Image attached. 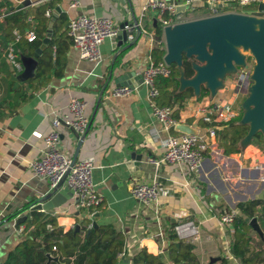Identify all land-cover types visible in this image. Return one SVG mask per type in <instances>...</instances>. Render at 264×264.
I'll return each instance as SVG.
<instances>
[{"label":"crops","instance_id":"obj_1","mask_svg":"<svg viewBox=\"0 0 264 264\" xmlns=\"http://www.w3.org/2000/svg\"><path fill=\"white\" fill-rule=\"evenodd\" d=\"M73 1L0 0V213L6 220L0 227V264H5L9 254L25 239V235L15 229L16 219L28 215L30 220V208L49 189L46 180L34 175L31 164L42 157L43 138L53 130V120L71 117L68 105L72 98L87 103L86 115L90 119V129L76 162L93 166V181L103 203L98 210H79L72 199L63 206L67 207L66 211L56 208L42 213L56 217L64 232L75 230L83 220L97 226H114L125 241V254L118 264H131L141 249L168 258L174 226L182 221H192L198 228L199 235L191 243L200 264H211L213 258H221L214 264H223L224 260L241 264L231 252L233 225H222L221 216L238 211L239 217L241 212L237 207L240 203L262 201L256 219L264 234V150L252 141L241 153L226 155L217 139L212 142L198 172H190L182 164H162L157 170L151 160L162 159L163 143L171 133L153 118L146 87L140 85L126 98H108L111 90L118 86L115 81L123 71L136 72L135 78L143 76L153 50L163 43L164 36L157 39L154 28L155 13L150 35L138 37L135 29L131 34L133 41L121 44L118 36L107 40L102 45L103 61L99 65L81 59L71 45L64 63L53 68L49 79L41 80L38 89H27L17 76L15 80L11 78L10 74L15 73L6 59L8 43L4 26L12 15L56 2L53 12L47 15L51 21L56 17L53 25L62 15H66L69 22L80 14H87L111 18L120 28L124 23H133L134 15L140 17L149 0H80V6L72 8ZM165 1L182 3V0ZM58 7L61 12H55ZM67 26L63 27L64 31ZM239 74L237 81H228L227 77V90L215 98L203 91L208 94L203 96L202 93L200 98L193 96L184 108L174 106L176 118L181 124L190 125L204 134L206 128L198 114L202 106L223 101L242 112L252 81L250 74L251 85L239 92ZM60 133L61 150L74 159L80 140L65 126L60 128ZM176 134L180 133L172 132V135ZM134 152L144 158L142 166L131 172L126 163ZM156 173L164 192L155 204L139 203L131 195L132 188L151 183ZM63 187L66 188V184ZM26 208H29L28 212L9 220L10 215ZM21 228L25 229V226L21 225ZM254 232L258 241L260 235Z\"/></svg>","mask_w":264,"mask_h":264},{"label":"built area","instance_id":"obj_2","mask_svg":"<svg viewBox=\"0 0 264 264\" xmlns=\"http://www.w3.org/2000/svg\"><path fill=\"white\" fill-rule=\"evenodd\" d=\"M262 0H182L181 5L165 0H149L142 8L140 27L142 34L150 35L153 14L155 21L164 29L179 23L196 19L219 16L226 13H244L255 15ZM80 6V0H74L72 8ZM183 6L184 12H179L178 7ZM49 15V13L47 14ZM128 30L131 29L126 27ZM120 28L114 20L108 17H95L80 14L68 22L67 35L72 41V46L79 52L81 59L99 65L103 61L102 45L119 35ZM15 41L7 46V63L13 69L16 76L24 71L21 56L16 49V43L22 39L19 31H14ZM29 41L37 39L34 31L26 32ZM130 35L128 40L133 41ZM165 44V40L163 41ZM150 64L143 72V83L148 92V99L152 109L153 118L162 124L167 133H171L163 143L164 155L160 160H151L158 168L162 164L185 165L190 172H198L202 167L206 155L211 149L212 142L217 141V131L223 124H228L240 115V109L233 104L223 101H212L199 110L201 122L205 125L206 132L196 135L176 134L172 135L175 128L181 122L175 117L174 109L170 106H160L158 100L161 96L156 81L159 77H170L173 73L172 66L168 65L164 58L156 63L152 56ZM251 74L249 67L242 69L239 74L238 91L248 88L251 82L248 76ZM139 86H117L108 94V98L121 99L134 94ZM71 117L61 121L59 118L53 120V130L45 136V148L42 157L31 164L34 175L46 180L49 189L54 192L57 186L63 182L71 190L74 205L79 210H98L103 203L102 196L98 193L93 181V166L85 162H74L71 156L64 153L61 146L60 128L65 126L75 132L79 140L84 139L90 129V119L86 115L87 103L78 98H72L68 105ZM42 138L41 135H37ZM164 188L158 181L156 173L149 184H137L131 190L132 197L144 205H152L158 202ZM238 211H230L221 216L222 225L231 226L238 218ZM51 227L50 225L48 226ZM92 225L89 227L91 228ZM24 228L19 229L22 234ZM174 231L180 240L193 242L199 235L197 226L192 221L179 222ZM56 250V248H54Z\"/></svg>","mask_w":264,"mask_h":264},{"label":"trees","instance_id":"obj_3","mask_svg":"<svg viewBox=\"0 0 264 264\" xmlns=\"http://www.w3.org/2000/svg\"><path fill=\"white\" fill-rule=\"evenodd\" d=\"M55 7L56 2L46 3L39 7L27 8L9 17L4 26L8 45L15 41L14 31L17 30L22 35V39L16 46L19 55L33 57L50 28L51 20L47 14L52 13ZM254 8L258 9V6ZM65 25H68V19L66 15H62L53 25V37L47 49L38 58L35 77L21 82L23 87L38 89L41 85L40 81H47L52 69L64 63L66 52L72 45L67 31L63 30ZM28 31L36 33L35 41L31 42L26 38ZM155 31L157 39L161 40L163 37L161 27L158 26ZM165 54V44L161 43L153 50L152 58L158 63L163 60ZM251 61L254 62L252 57L249 58V62ZM184 68L187 77L194 75L191 63L186 58ZM172 69L173 73L170 77H159L156 81L161 92L158 104L172 108L178 105L182 109L194 95L191 89L179 92L180 72L175 65ZM207 94L203 92V96ZM241 119L242 114L228 124L221 125L222 129L217 131L219 146L226 155L242 152L241 141L248 134L249 127L241 125ZM253 142L264 150L262 133L257 134ZM261 204L262 201H249L240 203L237 207L241 216L233 224L234 237L231 252L241 264H264V239L258 236V241H256L254 229L250 224V221L257 217V208ZM28 210L29 208L23 209L8 218L13 220ZM30 216L31 219L22 224L25 226L22 232L25 239L9 254L5 264H47V254L60 256L64 264H118L125 254L124 238L112 225L95 226L89 220H83L80 224V232L75 234V230L64 232L63 228L58 225L56 217L48 213L34 211L30 213ZM5 221L0 213V227ZM91 225L92 227L89 228ZM194 249L195 246L191 242L180 240L173 229L172 243L168 248L169 259L161 255H153L147 249H141L133 257L131 264H200ZM223 264H230V261L224 260Z\"/></svg>","mask_w":264,"mask_h":264},{"label":"water","instance_id":"obj_4","mask_svg":"<svg viewBox=\"0 0 264 264\" xmlns=\"http://www.w3.org/2000/svg\"><path fill=\"white\" fill-rule=\"evenodd\" d=\"M263 10L264 4H261L259 11ZM178 11L184 12L185 8L179 6ZM55 12H61V8H56ZM55 19L54 16L47 36L36 50L34 57L21 56L24 71L17 76L19 82H26L35 77L38 58L47 49L52 39V25ZM139 24V17L134 15L133 23H124L120 26L118 37L122 41L121 44L128 41L135 29L138 32V37L142 35ZM126 27L131 29L128 30ZM157 27L155 21L154 28ZM163 36L166 49L164 61L170 66L175 65L180 72L179 92L182 93L191 89L197 98L202 96L203 91L209 92L212 98H215L218 93L226 91V78L238 75L241 69L248 68V60L252 57L254 60L250 75L252 85L242 104L241 119V125L248 126L249 131L241 141L242 148L250 145L257 134L262 133L264 135V17L244 13H226L168 26L164 29ZM185 58L190 61L194 71L192 77L186 76ZM135 76H137L136 72L123 71L115 82L118 86L135 87L142 85L143 76L140 75L136 78ZM175 132L187 135L198 134L197 129L187 124H178ZM82 144L83 139L79 142L77 153L73 159L74 162L77 161ZM143 158V155L134 152L126 166L133 172L136 167L142 166ZM64 182H61L54 192L48 189L38 197L30 208V213L34 211L49 212L56 208L60 211H66L67 207L63 206L73 199V194L68 187H63ZM27 220L28 215L19 216L15 221V229L19 230L20 226ZM250 224L261 237L264 236L256 218L252 219ZM80 230V225H77L75 234ZM47 258V264H64L60 256L47 254ZM220 260L221 258H213L211 264Z\"/></svg>","mask_w":264,"mask_h":264},{"label":"rangeland","instance_id":"obj_5","mask_svg":"<svg viewBox=\"0 0 264 264\" xmlns=\"http://www.w3.org/2000/svg\"><path fill=\"white\" fill-rule=\"evenodd\" d=\"M255 16H259V17H264V11H258L256 14H255ZM248 67H249V71L251 72L252 71V69H253V65H254V62L253 61H251V62H249V60H248ZM242 70V69H241ZM10 76H11V78L12 79H16V75H14V74H10ZM228 81H237L238 80V75L236 74V75H232V76H229L228 77V79H227ZM221 97L219 96L218 97V99H220ZM243 100V99H242ZM241 111V110H240ZM242 114V112H240V115Z\"/></svg>","mask_w":264,"mask_h":264}]
</instances>
